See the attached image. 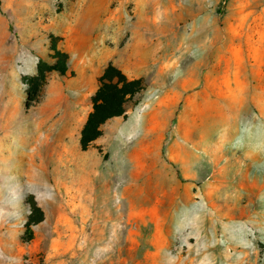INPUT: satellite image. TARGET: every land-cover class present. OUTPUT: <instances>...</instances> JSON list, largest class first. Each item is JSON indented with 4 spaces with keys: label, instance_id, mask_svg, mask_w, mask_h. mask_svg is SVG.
<instances>
[{
    "label": "rangeland",
    "instance_id": "rangeland-1",
    "mask_svg": "<svg viewBox=\"0 0 264 264\" xmlns=\"http://www.w3.org/2000/svg\"><path fill=\"white\" fill-rule=\"evenodd\" d=\"M0 264H264V0H0Z\"/></svg>",
    "mask_w": 264,
    "mask_h": 264
},
{
    "label": "trees",
    "instance_id": "trees-1",
    "mask_svg": "<svg viewBox=\"0 0 264 264\" xmlns=\"http://www.w3.org/2000/svg\"><path fill=\"white\" fill-rule=\"evenodd\" d=\"M52 40L50 50L54 53L49 58L53 63H47L39 60L37 64V74L27 80L28 102L37 103L40 99V93L45 83L47 73L57 72L65 75L68 72V55L58 49ZM143 89L141 80H129L120 70L109 64L99 79V86L91 98L92 111L88 114L85 125L80 134V146L86 150L89 145L99 138L102 134V126L113 118L124 115L125 106ZM36 209L32 207V213ZM32 215V214H31ZM28 218L27 235L32 239L31 225L36 224Z\"/></svg>",
    "mask_w": 264,
    "mask_h": 264
},
{
    "label": "bare ground",
    "instance_id": "bare-ground-1",
    "mask_svg": "<svg viewBox=\"0 0 264 264\" xmlns=\"http://www.w3.org/2000/svg\"><path fill=\"white\" fill-rule=\"evenodd\" d=\"M249 165V164H248ZM237 167V166H236ZM237 170V169H236ZM232 174V173H231ZM246 196H248V195H246ZM219 197V196H218ZM238 205V204H237Z\"/></svg>",
    "mask_w": 264,
    "mask_h": 264
}]
</instances>
